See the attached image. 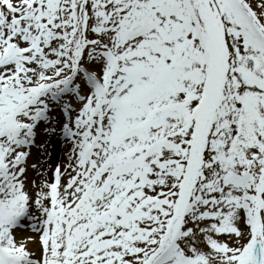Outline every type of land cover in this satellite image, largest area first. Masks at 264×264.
I'll return each instance as SVG.
<instances>
[{"label":"snow or ice","instance_id":"6c2138e0","mask_svg":"<svg viewBox=\"0 0 264 264\" xmlns=\"http://www.w3.org/2000/svg\"><path fill=\"white\" fill-rule=\"evenodd\" d=\"M0 264H264V0H0Z\"/></svg>","mask_w":264,"mask_h":264}]
</instances>
